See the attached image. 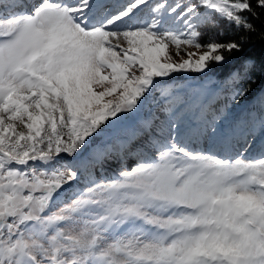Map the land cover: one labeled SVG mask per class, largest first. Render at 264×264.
<instances>
[{
    "label": "snow or ice",
    "instance_id": "obj_1",
    "mask_svg": "<svg viewBox=\"0 0 264 264\" xmlns=\"http://www.w3.org/2000/svg\"><path fill=\"white\" fill-rule=\"evenodd\" d=\"M261 17L264 0H0V264H264V111L214 103L250 94L234 61ZM224 22L245 35L200 42ZM191 73L220 78L176 83Z\"/></svg>",
    "mask_w": 264,
    "mask_h": 264
},
{
    "label": "trees",
    "instance_id": "obj_2",
    "mask_svg": "<svg viewBox=\"0 0 264 264\" xmlns=\"http://www.w3.org/2000/svg\"><path fill=\"white\" fill-rule=\"evenodd\" d=\"M264 20V17H261ZM257 30H264L261 26V21H255ZM203 35L200 37L201 43H207L210 38H213L219 42H228L231 40H237L242 35H245L240 30H237L234 26L228 25L226 22L221 24L220 29L205 28L202 29ZM220 33V34H217ZM247 42L244 45V49L241 53L235 54V64L247 62L250 66L254 67V71L251 74L249 83L246 85L250 88V94L244 98L245 100H251V102L257 101V106L260 108L261 98L264 97V72H261V65L264 64V40H261L258 34H251L246 36Z\"/></svg>",
    "mask_w": 264,
    "mask_h": 264
},
{
    "label": "rangeland",
    "instance_id": "obj_3",
    "mask_svg": "<svg viewBox=\"0 0 264 264\" xmlns=\"http://www.w3.org/2000/svg\"><path fill=\"white\" fill-rule=\"evenodd\" d=\"M171 51H174V49H170ZM189 51H196V49H189ZM201 52L204 51V49L200 50ZM175 59H179L178 57H174ZM186 58V57H185ZM187 79H181L178 80L176 83L178 85H183V86H190V87H196L201 84H203L205 87L209 89H213L215 82L219 79L216 74L209 73L208 77H202L201 74L198 73H191V74H186ZM218 92V90H216ZM215 105L224 108L225 105H227V108L225 111H230L233 115H238V116H245L248 113H251L253 116H259L264 109H262V106L260 105V108L258 109L253 107L251 109L252 105H243L242 99L239 100H233L231 98V95L228 93H219L217 98L214 100ZM260 149V143L257 142L256 148L253 149L252 154L255 155L258 153ZM83 183H86L87 181H82Z\"/></svg>",
    "mask_w": 264,
    "mask_h": 264
}]
</instances>
